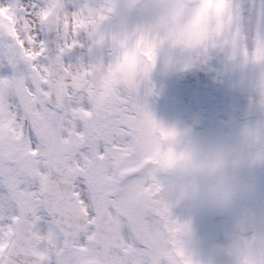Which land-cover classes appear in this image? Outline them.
Masks as SVG:
<instances>
[{
	"label": "snow or ice",
	"instance_id": "snow-or-ice-1",
	"mask_svg": "<svg viewBox=\"0 0 264 264\" xmlns=\"http://www.w3.org/2000/svg\"><path fill=\"white\" fill-rule=\"evenodd\" d=\"M225 4L221 39L244 35V55L264 59V0L250 41L245 8ZM110 11L0 0V264H161L156 246L184 227L152 174L179 134L150 112L147 70L65 63L81 33L90 53L102 46L92 37Z\"/></svg>",
	"mask_w": 264,
	"mask_h": 264
},
{
	"label": "clouds",
	"instance_id": "clouds-1",
	"mask_svg": "<svg viewBox=\"0 0 264 264\" xmlns=\"http://www.w3.org/2000/svg\"><path fill=\"white\" fill-rule=\"evenodd\" d=\"M89 6L93 11L111 8L92 38L111 48L114 67L119 63L141 76L146 69L151 79L158 64L165 74L183 71L207 47L224 50L230 66L239 71L235 86L247 94L261 119L230 123L210 143L178 133L171 142L175 158L171 163L160 159L152 174L168 199L184 206V218H177L184 227L155 251L161 264H264V185L255 179L264 170V59L244 55V35L238 41L234 34L221 39L225 0H98ZM121 10L138 19L106 27ZM246 32L250 41L252 33ZM260 47L264 52V43ZM249 68L257 70L246 72ZM168 146L164 143L165 150ZM217 217L229 222L227 238L206 243L197 222Z\"/></svg>",
	"mask_w": 264,
	"mask_h": 264
},
{
	"label": "flooded vegetation",
	"instance_id": "flooded-vegetation-1",
	"mask_svg": "<svg viewBox=\"0 0 264 264\" xmlns=\"http://www.w3.org/2000/svg\"><path fill=\"white\" fill-rule=\"evenodd\" d=\"M90 5H94L98 0H82ZM246 10L247 14L244 18L245 29L252 34L256 30V24L252 17L258 12V5L260 0H237ZM138 17L134 13L126 14L121 11L119 15L113 17L111 21L106 24V27L120 22H134ZM78 39L81 41L83 47L82 51V62L88 63L93 62L95 59H103L105 63L110 62L114 58V53L107 45L96 47L90 53L88 51L90 41L87 34L81 33ZM209 59L211 77L217 85L216 91L213 93L212 100L206 104L203 113V125L202 127H194L196 130L194 137H196L202 143H210L214 138L229 130V124L233 126L239 123H243L247 120H258L261 119L259 113L253 117L246 119L236 118L231 111L225 105V99L227 100L229 95L237 88L235 85L240 77L239 71L233 69L227 59V54L221 49H211L206 54H202ZM184 58L178 57V60L182 62ZM257 69L249 68L246 72H255ZM171 80V71L168 73H162L159 69L153 72L151 76V86L153 87V93L148 96L147 103L151 100V97L156 94V112H159L162 117V124L168 120V108L165 107V102H169V86ZM149 100V101H148ZM162 105V109H160ZM187 105V99L184 95L181 96V116ZM150 110V108H149ZM181 123L184 127L192 126L187 123L185 119L181 117ZM193 127V126H192ZM256 182L264 185V170H260L256 173ZM200 237L206 243H219L227 238V230L229 228V222L224 218H208L197 222ZM259 227V226H257Z\"/></svg>",
	"mask_w": 264,
	"mask_h": 264
},
{
	"label": "rangeland",
	"instance_id": "rangeland-1",
	"mask_svg": "<svg viewBox=\"0 0 264 264\" xmlns=\"http://www.w3.org/2000/svg\"><path fill=\"white\" fill-rule=\"evenodd\" d=\"M44 2H38V0H35V2L36 3H41V5H43L44 3H46V1L45 0H43ZM26 2H30V0H26ZM69 3L70 2H68L67 0H66V7H67V10L70 12V11H75L76 9H77V4L75 5V4H73V5H75V6H72V7H69ZM79 6V5H78ZM176 100V99H175ZM149 101V100H148ZM177 101V103L174 105L172 102L170 103V107H171V125H172V128H174L177 132H178V129H176L177 127H175V124H174V117L175 118H177V113L179 114V112L181 113V101H178V100H176ZM178 123H179V127H181V122H179L178 121ZM178 133H181V131L180 132H178ZM172 212H173V214H176V212H177V210H176V206H175V208H173L172 209ZM176 218H178L179 219V215L176 217Z\"/></svg>",
	"mask_w": 264,
	"mask_h": 264
}]
</instances>
